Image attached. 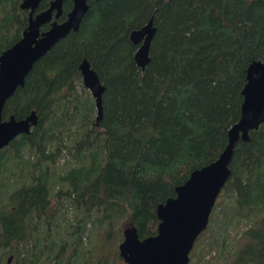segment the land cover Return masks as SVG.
Returning a JSON list of instances; mask_svg holds the SVG:
<instances>
[{"label":"trees","instance_id":"16d2710c","mask_svg":"<svg viewBox=\"0 0 264 264\" xmlns=\"http://www.w3.org/2000/svg\"><path fill=\"white\" fill-rule=\"evenodd\" d=\"M87 1L78 30L33 63L3 106V118L38 120L0 149V264H127L124 230L157 233V205L224 149L247 66L264 60V0ZM20 2L0 0V53L28 24ZM71 7L63 0L57 20ZM150 17L142 69L129 33ZM83 58L104 85L98 120ZM229 168L188 264L211 252L206 264H264V122L238 138Z\"/></svg>","mask_w":264,"mask_h":264},{"label":"water","instance_id":"95a60500","mask_svg":"<svg viewBox=\"0 0 264 264\" xmlns=\"http://www.w3.org/2000/svg\"><path fill=\"white\" fill-rule=\"evenodd\" d=\"M40 1L21 0L20 7L29 10L28 24L21 37L0 53V149L18 134L29 133L38 120L35 111L23 118L12 114L3 118L6 99L23 85L38 58L60 38L78 30L89 8L87 0H72L71 9L58 21L63 0H50L46 8L35 12ZM48 22L49 27L41 30L42 24ZM155 30L150 17L129 33L130 40L137 45L134 60L142 69L149 61ZM78 68L83 85L94 98L98 120L102 115L104 85L86 58ZM241 94L240 117L228 128V141L221 153L208 164L194 169L184 183L175 187V196L157 205V233L140 239L135 227L124 230L119 247L127 264H188L189 252L197 236L207 227L216 198L230 174L229 162L236 141L239 137L246 140L248 131L264 122V60L248 64Z\"/></svg>","mask_w":264,"mask_h":264},{"label":"rangeland","instance_id":"374dc122","mask_svg":"<svg viewBox=\"0 0 264 264\" xmlns=\"http://www.w3.org/2000/svg\"><path fill=\"white\" fill-rule=\"evenodd\" d=\"M91 96H92V95H91ZM92 98H93V97H92ZM61 162H63V161H61ZM218 218H222V215L218 214ZM232 221H233V220H232ZM231 224H233V222H232ZM212 226L214 227V230H215V229L218 228V223H217V222H213V223H212ZM229 227L231 228V225H230ZM242 227H243V226H242V224H241V226L238 227L237 230H233V229L231 228L230 231H229V235H230V237H232V239H233V237L237 238V237L239 236V234H240V231H241ZM218 229L220 230L221 228H218ZM221 230H222V229H221ZM211 254H212V252L206 254V255L203 257L204 260H202L201 262L199 261L197 264H206V263H207V260L210 259L209 256H210Z\"/></svg>","mask_w":264,"mask_h":264},{"label":"flooded vegetation","instance_id":"af4514ba","mask_svg":"<svg viewBox=\"0 0 264 264\" xmlns=\"http://www.w3.org/2000/svg\"><path fill=\"white\" fill-rule=\"evenodd\" d=\"M48 24H49V22H48Z\"/></svg>","mask_w":264,"mask_h":264}]
</instances>
